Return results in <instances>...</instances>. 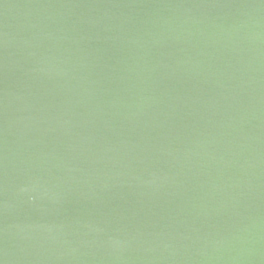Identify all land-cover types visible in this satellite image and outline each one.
<instances>
[{
	"label": "water",
	"instance_id": "1",
	"mask_svg": "<svg viewBox=\"0 0 264 264\" xmlns=\"http://www.w3.org/2000/svg\"><path fill=\"white\" fill-rule=\"evenodd\" d=\"M0 264H264V0H0Z\"/></svg>",
	"mask_w": 264,
	"mask_h": 264
}]
</instances>
